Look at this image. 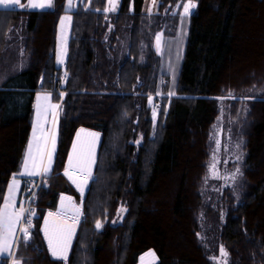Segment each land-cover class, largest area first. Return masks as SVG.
I'll return each instance as SVG.
<instances>
[{"label":"trees","instance_id":"1","mask_svg":"<svg viewBox=\"0 0 264 264\" xmlns=\"http://www.w3.org/2000/svg\"><path fill=\"white\" fill-rule=\"evenodd\" d=\"M64 1L47 10L0 9V58L8 33L9 51L25 50L21 68L0 69V204L20 167L36 91H50L60 105L52 171L28 213L31 239L16 245L15 258L136 264L152 250L151 264H217L223 246L224 264H264V0H193L174 94L161 96L155 122L148 98L162 74L153 36L163 21L177 23L161 17L163 0L153 13L147 0H119L112 15L103 12L106 0L78 3L60 81L56 24ZM219 114L230 119L222 128L243 140L241 163L223 167L235 174L227 186L206 184ZM80 128L98 133L83 195L64 175ZM60 194L80 206L66 261L50 255L41 230Z\"/></svg>","mask_w":264,"mask_h":264},{"label":"snow or ice","instance_id":"2","mask_svg":"<svg viewBox=\"0 0 264 264\" xmlns=\"http://www.w3.org/2000/svg\"><path fill=\"white\" fill-rule=\"evenodd\" d=\"M157 0H152L153 6L156 5ZM108 7L103 9L104 13L115 12L117 8L116 0H108ZM20 8H30V9H45L52 8L54 6V0H27V4L21 3V0H0V8L8 9L13 7ZM180 5H178L179 7ZM75 7L73 0H67L66 10L73 9ZM183 11L179 13L181 19L191 15V10L196 7L193 0H187L186 3L182 4ZM149 13H151V8H149ZM175 14V13H173ZM71 16H62L60 18L61 23V39L66 44V36L64 35L65 24L71 23ZM161 35H156V47L157 51H160ZM66 52V48L64 49ZM58 62L63 63L62 55L58 54ZM67 74H65V77ZM43 83V81H41ZM174 93H169L173 95ZM159 95V93H157ZM63 96V93H61ZM231 97V93H229ZM234 98V97H233ZM149 102H152V97L149 96ZM36 118L33 122V133L32 138L29 141L28 148L25 153V157L22 163V169L19 175L21 176H47L51 171L53 154L55 152L56 143V132L52 130L51 132L45 129V124L47 122L46 118L51 112L53 117V123H55V118L58 115L59 104L51 103V93H38L36 96ZM153 121L155 122L157 112L156 107H153ZM81 133L84 130L81 129L77 133L76 140L73 141L72 151L69 154L68 165L65 168L64 175L68 176L69 179L76 184L78 190L83 195L84 188L88 181L92 178V166L95 163V142L98 139L97 133H85V136L89 139H82ZM49 144L51 146L49 147ZM219 144V141H217ZM210 171L215 172V163L210 166ZM77 172L79 174V181L73 178V173ZM239 172V169H237ZM235 175V174H234ZM20 180L17 175H14L7 187V191L3 196V203L0 204V257H13L12 264H22L19 259L15 258L14 247L23 242L25 245L31 239V227L32 220L31 215L34 213H28V209L24 208L23 203L19 208L16 207L15 195L19 190ZM64 199L71 201V198L62 197ZM77 217L79 209H76ZM125 209L121 208L119 213L124 212ZM49 217L53 216V213L48 214ZM97 229L102 227L100 221L96 223ZM45 234V239L48 242L49 252L53 257L58 259L67 260V251L71 244V238L75 232V224H68L66 222L59 224H51L48 219L45 220V227L42 229ZM151 254V253H150ZM221 258L227 257V252L221 246L220 248ZM215 259V258H214Z\"/></svg>","mask_w":264,"mask_h":264},{"label":"rangeland","instance_id":"3","mask_svg":"<svg viewBox=\"0 0 264 264\" xmlns=\"http://www.w3.org/2000/svg\"><path fill=\"white\" fill-rule=\"evenodd\" d=\"M85 0H79V3H83ZM149 3V8H151V13H153L156 10V5L153 6L152 0H147ZM107 4L106 7H108V0H106ZM118 2L119 0H116V4L118 6ZM187 0H163L162 3V11L161 13H163V16L161 17H166L167 15L172 18L177 20V23L175 25V27L172 25V22H166L160 25V29L155 33V36H153V48L155 53L158 55L159 57V70L161 72V78L158 79V91L154 94L151 95L152 97V102H149V106L151 108V116L153 119V107H156V112H158V108H159V104L161 101V96H170L169 92L168 94H165L162 89L166 86L167 88L169 87L171 89V93L172 90L175 87V82H176V75L178 72V68L180 65V61L182 58V54H183V48H184V43L186 40V35H187V29H188V17L184 18L183 20L181 19V16L179 15V13H181L183 11V7L182 4L186 3ZM178 5H180L178 7ZM76 6V5H75ZM67 5H65L64 9L66 10ZM75 8V7H74ZM73 8V9H74ZM72 9V10H73ZM71 10V9H70ZM194 9L191 10V13L193 12ZM114 12H109V15H112ZM149 13V11H148ZM175 13V14H173ZM62 16H70L69 12H65L62 13L59 18H58V22L56 24V44H55V62H57V65L61 66L62 63L58 62L57 56L58 54L62 55V59L64 58V55L66 52H64V49L67 46V41L70 35V25L69 24H65V28H64V35L66 36V44L64 43V41L61 39V23H60V18ZM71 24V23H70ZM160 34L161 35V42H160V51H157V47H156V35ZM171 34V35H170ZM21 48V47H20ZM20 51V49H19ZM12 57V56H11ZM13 58V57H12ZM21 58H23L25 60V57L19 55L17 59H14L13 62L14 63H20L21 62ZM22 59V60H23ZM24 64V63H23ZM22 66V65H21ZM38 93H50L49 91H44V90H39L36 93V96ZM157 93H159V95H157ZM36 96L34 98L33 101V114H32V129H33V122L36 118V110H35V105L37 103L36 101ZM51 103L53 104H57V102L53 101V99L51 98ZM58 117L56 116L55 118V123H53V117L51 115V112H49L46 120V126L47 129L50 130H55L56 132V137H57V125H58ZM230 119H228L225 115L219 114L218 118L216 119L215 123L212 126V149L210 152V157L208 160V172L206 174V184H215V185H219V186H224V185H229L231 183V181L233 180L232 178L234 177V174L231 170L227 171L226 173L223 172V167L226 164V162L228 160H233L236 163H241V157H242V138L239 135H236L234 132L231 131V127H224L222 128V124L229 123ZM229 125V124H228ZM83 129L84 133H81V138L82 139H89L88 137L85 136V133H96L94 131H90V130H86L85 128H80L75 136H74V140H76L77 138V133ZM32 133L33 130L30 131L29 134V139L32 138ZM98 134V133H97ZM98 140V139H97ZM97 140L95 142V146H94V151L96 148V144H97ZM217 141H219V144H217ZM73 145V143H72ZM55 150H56V143H55ZM72 151V146L71 149L69 151ZM69 154H68V158L66 160V166L68 165V159H69ZM54 155L55 152L53 154V159H52V166H51V171H52V167H53V162H54ZM215 163V172L213 173L212 171H210V166ZM21 166V164H20ZM93 167V166H92ZM234 172H236L235 170H237V165H232ZM21 168V167H20ZM51 171L49 173H51ZM65 172V169H64ZM68 178V180L75 186V188L77 189V191L81 194V192L78 190L76 184L73 183V181L71 179H69L68 176H66ZM73 178L77 179L79 181L80 177L79 174L77 172L73 173ZM87 186V185H86ZM85 186V188H86ZM84 188V190H85ZM65 198H71L70 196L64 194ZM72 200V198H71ZM72 202L75 204V211H73V218H70L66 215H62L60 214V216H58V214H53L52 217H47V219L51 224H59V223H68V224H75V228L76 225L78 223L79 220V215H80V206L78 203L74 202L72 200ZM60 210L59 212L61 213L62 209L63 210H68L70 206H68V199H64L63 202H61L60 204ZM68 208V209H67ZM76 209H79V213H78V218L74 220L75 217H77V211ZM29 213V211H28ZM26 213V214H28ZM44 221V219H43ZM45 226V225H44ZM43 236L44 231L42 232ZM47 245V244H46ZM151 253V254H150ZM155 260V256L152 250H146L145 252H143L142 254L139 255L138 257V261L136 264H151L153 261ZM217 264H224L226 261V258H221L220 254L219 256L216 258ZM9 264H12L9 263Z\"/></svg>","mask_w":264,"mask_h":264},{"label":"crops","instance_id":"4","mask_svg":"<svg viewBox=\"0 0 264 264\" xmlns=\"http://www.w3.org/2000/svg\"><path fill=\"white\" fill-rule=\"evenodd\" d=\"M21 3H24L25 5L27 4V0H21ZM73 3H74V5H77L78 3H79V0H73ZM65 5H67V0H65L64 1V7H65ZM76 7V6H75ZM0 9H4V8H0ZM8 9H25V10H47V9H49V8H45V9H30V8H27V7H25V8H20V7H13V8H8ZM50 9H52V8H50ZM72 11V9L71 10H65L64 9V12L63 13H65V12H71ZM22 35H23V32H22ZM11 39H12V34H10V33H8V35L6 36V44H5V50L2 52V55H1V58H0V69H5V68H7V64H9L10 62L13 64V65H15V67L16 68H21L22 66H23V63H25V60L23 59V58H21V62L20 63H14L13 62V60L14 59H17L18 58V56L19 55H21V56H23V57H25V50L23 49V46L22 45H18L17 46V48H15L12 52H10L9 51V46H10V41H11ZM21 47V48H20ZM19 49H20V51H19ZM10 55L13 57H11L10 58ZM64 58H65V55H64ZM11 59H12V61H11ZM23 59V60H22ZM63 61H64V59H63ZM18 64V65H17ZM56 64H57V62H56ZM22 65V66H21ZM39 91V90H38ZM38 91H36V93L38 92ZM44 91H48V90H44ZM50 92V91H49ZM36 93H35V95H34V98H35V96H36ZM34 101V100H33ZM58 104V103H57ZM33 105V104H32ZM32 108H33V106H32ZM32 114H33V112H32ZM33 117V116H32ZM31 123H32V119H31ZM45 126V129L47 130V131H49V132H51L52 130H50V129H47V126L46 125H44ZM31 130H33L32 129V125H31V127H30V131ZM29 134H30V132H29ZM28 138H29V135H28ZM29 141H30V139L29 140H27V142H26V145H25V148H24V152H23V155H22V159H21V168L19 167V170H18V172L15 174V175H17L18 176V179L20 180V186H19V190L17 191V193H16V195H15V199H16V207L17 208H19L20 207V205H21V202L23 203V206H24V208H26V205H27V202H28V197H27V193L24 191V189H23V178L24 177H43V176H40V175H37V176H21V175H19V173L21 172V169H22V163H23V160H24V157H25V153H26V150H27V148H28V145H29ZM56 141H57V137H56ZM73 143V142H72ZM51 146V144H49V147ZM66 166V165H65ZM47 177V176H46ZM11 181V180H10ZM10 181L8 182V184H7V187H8V185H9V183H10ZM6 191H7V188H6ZM5 191V192H6ZM64 196V194H60L59 195V197H58V201H57V205H56V208L54 209V210H46V212H45V215H44V221H43V223H42V228H41V230L45 227L44 225H45V220L47 219V217H49V213H53V214H58V216H60V214H62L63 216L64 215H66V216H68V217H70V218H73V211H75V204L72 202V200L71 201H69L68 200V206H70L69 207V209L68 210H63L62 209V211H61V213L59 212V210H60V204H61V202H62V200H61V198ZM3 203V202H2ZM43 232V231H42ZM44 239H45V235H44ZM71 240H72V238H71ZM45 242H46V244H47V248H48V242H47V240L45 239ZM70 247V246H69ZM15 248H16V246L14 247V249H13V251L15 252ZM68 250H69V248H68ZM48 251H49V249H48ZM50 253V252H49ZM67 253H68V251H67ZM50 255L52 256V254L50 253ZM53 257V256H52ZM54 258H56V257H54ZM12 260H13V257H9V263H11L12 262Z\"/></svg>","mask_w":264,"mask_h":264},{"label":"built area","instance_id":"5","mask_svg":"<svg viewBox=\"0 0 264 264\" xmlns=\"http://www.w3.org/2000/svg\"><path fill=\"white\" fill-rule=\"evenodd\" d=\"M65 63L61 65L62 71L58 75V79L60 81H64L66 79L65 74ZM47 184V178L46 177H26L23 179V185H24V191L28 194V202L26 205V209L28 211H32L31 209L34 208L36 203V191L40 186H44Z\"/></svg>","mask_w":264,"mask_h":264}]
</instances>
